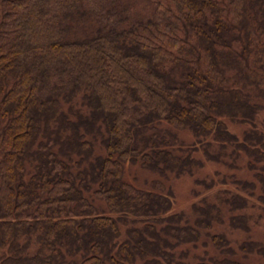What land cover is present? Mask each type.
Instances as JSON below:
<instances>
[{"label":"trees","instance_id":"trees-1","mask_svg":"<svg viewBox=\"0 0 264 264\" xmlns=\"http://www.w3.org/2000/svg\"><path fill=\"white\" fill-rule=\"evenodd\" d=\"M263 114L264 0H0V264H264Z\"/></svg>","mask_w":264,"mask_h":264},{"label":"rangeland","instance_id":"rangeland-1","mask_svg":"<svg viewBox=\"0 0 264 264\" xmlns=\"http://www.w3.org/2000/svg\"><path fill=\"white\" fill-rule=\"evenodd\" d=\"M262 118H264V114L262 115ZM230 129L239 134L243 130V127L230 125ZM214 170L215 166L212 165L207 167L202 173L205 172L204 174H212ZM240 175H244V173H241ZM153 178H155L154 175L143 171L139 168V166L126 167V180L139 186H146L145 184H149ZM166 185H168L167 187L170 186V188H172L173 195L175 197L174 209L176 211L186 209L192 201L191 189L193 187V179L183 177L179 180L170 181L166 183Z\"/></svg>","mask_w":264,"mask_h":264}]
</instances>
